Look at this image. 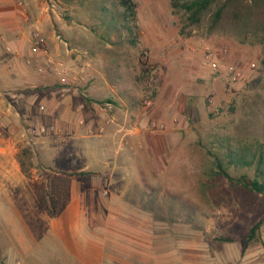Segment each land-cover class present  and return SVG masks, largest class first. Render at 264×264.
I'll list each match as a JSON object with an SVG mask.
<instances>
[{"label":"rangeland","instance_id":"1","mask_svg":"<svg viewBox=\"0 0 264 264\" xmlns=\"http://www.w3.org/2000/svg\"><path fill=\"white\" fill-rule=\"evenodd\" d=\"M118 1L59 0L57 12L74 24L75 34L73 40L62 32L58 35L74 49L72 60L89 64L92 72L88 82L66 86L116 87L122 98L115 102L116 112L148 122L152 131L165 130V123L174 120L182 119L183 125L176 130L180 139L171 140L177 152L169 155L170 166L159 173L157 167L145 166V186L138 190L144 196H130L137 199L135 206L145 218L96 221L102 227H92L109 239L123 230L122 243L107 245L105 264H264V196L240 191L238 184L242 177L256 179V166L245 163L252 162L254 154L264 155V40L249 37L242 43L230 34L187 28L184 16L174 12L169 0H134L138 14L130 34L119 25L113 27ZM207 49L225 52L227 62L242 68L248 82L232 86L212 71ZM147 96L149 105L144 104ZM153 122L165 129H152ZM42 126L51 124L33 118L25 140L18 137L15 145L32 193L25 201L16 197L17 207L23 211L25 206L23 220L0 219V264L62 258L55 244L46 241L51 219L33 185L47 186L46 175L60 171L62 165L81 169L85 161L71 165L56 158L62 144L71 150L80 145L68 138L63 141L59 132L43 134ZM158 138L157 144L151 137L144 139L142 147L164 148L166 139ZM217 160L232 181L214 177ZM258 224L255 238L250 239ZM20 231L24 235L17 236Z\"/></svg>","mask_w":264,"mask_h":264},{"label":"crops","instance_id":"2","mask_svg":"<svg viewBox=\"0 0 264 264\" xmlns=\"http://www.w3.org/2000/svg\"><path fill=\"white\" fill-rule=\"evenodd\" d=\"M74 30L73 23H67L57 11L48 10L46 0H0V219L25 218V206L23 211L18 208L16 197L23 201L30 198L32 186L17 160L15 145L18 137L25 140L26 126L33 118L55 125L62 140L68 138L80 145L71 150L62 144L56 158L71 165L78 159L85 161L81 169L64 165L57 168L84 174L71 179L70 204L59 216L49 218L46 241L55 244L54 250L62 253V258L57 255L56 259L40 260V264H105L107 245L122 243L123 230H117L109 239L92 227H102L96 221L145 218L144 211L135 206L137 199L131 197L144 196L138 190L145 186V166L157 167V173L170 166L168 157L177 152L171 140L180 139L176 130L183 125L182 119L174 120L165 123V130L152 131L148 122L116 112L115 102L122 100L116 87H67L55 74L39 73L38 67L46 66V61L31 53L33 34L40 33V45L49 50L52 58L74 66V49L58 39L62 32L73 40ZM103 96L108 97L104 100ZM103 100V104L99 103ZM124 104L127 106L129 101ZM100 127L105 128L103 134H97ZM161 136L166 139L164 148L160 146L162 150L142 147L144 139L151 137L157 144ZM181 150L184 152V148ZM150 176L148 180L152 179ZM12 226L16 232L18 225ZM22 234L20 231L17 236Z\"/></svg>","mask_w":264,"mask_h":264},{"label":"trees","instance_id":"3","mask_svg":"<svg viewBox=\"0 0 264 264\" xmlns=\"http://www.w3.org/2000/svg\"><path fill=\"white\" fill-rule=\"evenodd\" d=\"M66 3H72L74 0H63ZM175 13L182 14L185 18V27H204L209 34L221 33L230 34L242 43L249 37L260 38L264 40V0H169ZM119 15L113 17L115 24L113 27L118 29V25L130 34H133V28L137 21V4L134 0H119ZM118 22H120L118 24ZM133 42V41H132ZM88 102V98L86 99ZM105 101L99 103L103 104ZM240 159L241 164H243ZM247 166H256L257 177L250 180L248 177H242L238 184L242 186L240 191L247 190L250 195L264 196V155L262 153L255 155L252 162L245 163ZM24 170V164L21 162ZM215 176H223L228 180H233L227 173L222 163L216 161ZM26 173V171H25ZM84 173H67L63 171H54L46 175L47 186L34 183L33 188L37 195L40 206L45 210L49 218L59 216L71 202V179L74 175ZM261 224V223H260ZM260 224L251 230L250 239L255 238Z\"/></svg>","mask_w":264,"mask_h":264},{"label":"built area","instance_id":"4","mask_svg":"<svg viewBox=\"0 0 264 264\" xmlns=\"http://www.w3.org/2000/svg\"><path fill=\"white\" fill-rule=\"evenodd\" d=\"M46 5L49 11L56 12L59 5V0H46ZM60 42L64 40L61 37H58ZM31 53L36 56L45 57L46 66H39V73H50L55 74L62 85L69 84H84L92 78L91 67L89 64L74 65L68 66L63 60H55L51 57L50 52L47 48H42L40 45V33L35 32L33 34V45L31 47ZM226 53L221 51H211L207 49L206 59L209 62L210 69L214 72H217L223 75L228 83L232 86L241 84L244 85L248 82V78L244 70L233 63H228L226 58ZM255 66L251 65V69H254ZM209 102L213 105L212 99H209ZM145 105L150 104V96L146 97L144 101ZM43 110V108H41ZM83 121H80V124L83 125ZM165 129V125H158L156 122L151 124L152 129ZM41 133H58L59 129L55 125L51 126H42ZM105 132L104 127L98 128L97 134H103Z\"/></svg>","mask_w":264,"mask_h":264}]
</instances>
